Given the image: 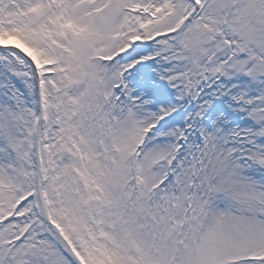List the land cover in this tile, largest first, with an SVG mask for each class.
<instances>
[{
	"label": "snow or ice",
	"instance_id": "1",
	"mask_svg": "<svg viewBox=\"0 0 264 264\" xmlns=\"http://www.w3.org/2000/svg\"><path fill=\"white\" fill-rule=\"evenodd\" d=\"M0 264H264V0H0Z\"/></svg>",
	"mask_w": 264,
	"mask_h": 264
}]
</instances>
